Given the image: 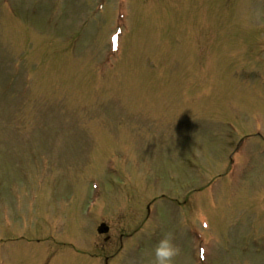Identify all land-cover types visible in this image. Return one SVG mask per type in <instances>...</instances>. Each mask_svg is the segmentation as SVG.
Instances as JSON below:
<instances>
[{"label":"rangeland","instance_id":"rangeland-1","mask_svg":"<svg viewBox=\"0 0 264 264\" xmlns=\"http://www.w3.org/2000/svg\"><path fill=\"white\" fill-rule=\"evenodd\" d=\"M259 1L0 0V264H264Z\"/></svg>","mask_w":264,"mask_h":264},{"label":"clouds","instance_id":"clouds-1","mask_svg":"<svg viewBox=\"0 0 264 264\" xmlns=\"http://www.w3.org/2000/svg\"><path fill=\"white\" fill-rule=\"evenodd\" d=\"M178 254V249L172 242L171 233H163L153 248V264H173V258Z\"/></svg>","mask_w":264,"mask_h":264},{"label":"water","instance_id":"water-1","mask_svg":"<svg viewBox=\"0 0 264 264\" xmlns=\"http://www.w3.org/2000/svg\"><path fill=\"white\" fill-rule=\"evenodd\" d=\"M105 229H106V228H105L104 226H102V231H105ZM99 231H101V229H99Z\"/></svg>","mask_w":264,"mask_h":264}]
</instances>
